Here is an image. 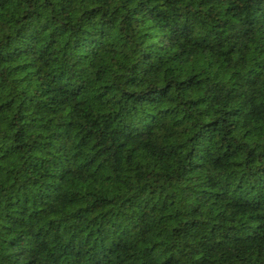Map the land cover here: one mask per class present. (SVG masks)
<instances>
[{"label": "trees", "instance_id": "obj_1", "mask_svg": "<svg viewBox=\"0 0 264 264\" xmlns=\"http://www.w3.org/2000/svg\"><path fill=\"white\" fill-rule=\"evenodd\" d=\"M0 264H264V0H0Z\"/></svg>", "mask_w": 264, "mask_h": 264}]
</instances>
